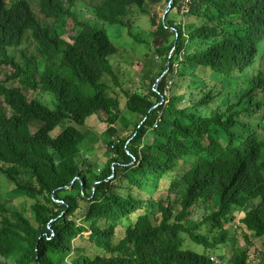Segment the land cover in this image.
I'll return each mask as SVG.
<instances>
[{
    "label": "trees",
    "instance_id": "trees-1",
    "mask_svg": "<svg viewBox=\"0 0 264 264\" xmlns=\"http://www.w3.org/2000/svg\"><path fill=\"white\" fill-rule=\"evenodd\" d=\"M95 1L0 0V175L32 214L0 195V264H255L264 0H167L158 19L148 2L162 0ZM138 14L156 61L129 82L103 26ZM27 37L38 56L22 48ZM111 88L133 116L127 137ZM92 116L110 126L102 165L81 150ZM232 222L246 247L225 260L216 251Z\"/></svg>",
    "mask_w": 264,
    "mask_h": 264
},
{
    "label": "rangeland",
    "instance_id": "rangeland-1",
    "mask_svg": "<svg viewBox=\"0 0 264 264\" xmlns=\"http://www.w3.org/2000/svg\"><path fill=\"white\" fill-rule=\"evenodd\" d=\"M86 5H95V0H80ZM148 2V0H146ZM149 4V11L150 17L154 19H158L166 14L169 10L167 4V0H162L157 4L152 5L150 2ZM187 2L183 6L182 12L184 13L187 9ZM36 8H34L35 10ZM36 15L38 16L39 20L42 22H49L44 19V17L35 11ZM175 13V10L172 11ZM178 17L176 19V23H178ZM133 20V19H132ZM125 27H119L116 25H109L106 24L103 26V30L105 31L106 35L109 37L112 43L117 46V59L122 61L126 66V76L129 82H137L138 81V74L141 71H151L153 72V66L156 61L155 55H152L151 52H147L149 49V45L145 43L149 37L150 31V23L148 16H141L135 15L133 22L128 21L127 19L124 20ZM72 22H67L66 24V34L65 39L69 38V35H72ZM136 38V39H134ZM148 47V48H147ZM22 48L27 51L28 54H32L38 56L35 52V48L33 46V42L30 38L27 37V41L23 43ZM57 62L55 65L57 66ZM2 69V68H1ZM4 70V69H3ZM38 80V75L36 76ZM157 84V81H156ZM109 95L116 98L119 103V109L123 112L124 116L121 117V123L117 121L118 125L115 127L117 131V135L119 137H127L132 133V119L133 116L128 114L125 111V103L126 98L119 92L117 89L111 88L109 89ZM39 100V99H38ZM41 101V100H39ZM138 122V121H137ZM264 124V121H263ZM63 126V125H61ZM130 126V127H129ZM110 126L105 122H98L96 116H92L87 119V123L85 127H79V130L84 135L85 140L82 142L81 150L89 155L86 156V160H91L92 162H97L98 164H104L106 161L105 151L107 144L109 141L106 138V130ZM22 180V177H20ZM19 179V180H20ZM9 193V194H8ZM8 194V197H7ZM0 195H4L6 201L12 208L23 215L25 217L31 219L32 214L30 212V205L31 201L23 199V197H15V195L10 194V190L8 189L7 181L0 175ZM228 228V233L230 237L229 245L225 247H220L216 251V255L222 256L225 260H228L229 256L233 252L241 251L243 248L246 247V243L240 236V232L236 230L235 222H232L226 225ZM122 231H118V236L122 237ZM249 247L253 254V258L255 260V264H264V240L257 239V238H250L249 239ZM247 243V244H248ZM183 247L186 249H191L196 252L203 253V251L193 245L192 243L188 242L187 240L184 241ZM212 259L219 263V259L215 256H212ZM7 264H13L12 262L8 261Z\"/></svg>",
    "mask_w": 264,
    "mask_h": 264
},
{
    "label": "water",
    "instance_id": "water-1",
    "mask_svg": "<svg viewBox=\"0 0 264 264\" xmlns=\"http://www.w3.org/2000/svg\"><path fill=\"white\" fill-rule=\"evenodd\" d=\"M164 16V15H163Z\"/></svg>",
    "mask_w": 264,
    "mask_h": 264
}]
</instances>
